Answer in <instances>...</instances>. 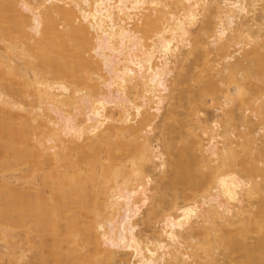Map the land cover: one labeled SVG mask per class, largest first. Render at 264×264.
<instances>
[{
    "label": "bare ground",
    "instance_id": "1",
    "mask_svg": "<svg viewBox=\"0 0 264 264\" xmlns=\"http://www.w3.org/2000/svg\"><path fill=\"white\" fill-rule=\"evenodd\" d=\"M0 264H264V0H0Z\"/></svg>",
    "mask_w": 264,
    "mask_h": 264
},
{
    "label": "rangeland",
    "instance_id": "2",
    "mask_svg": "<svg viewBox=\"0 0 264 264\" xmlns=\"http://www.w3.org/2000/svg\"><path fill=\"white\" fill-rule=\"evenodd\" d=\"M158 226V225H157ZM139 232V231H138ZM140 232H141V230H140ZM30 255V253L28 254V256ZM126 258V260L127 261H129L130 260V256H127V257H125Z\"/></svg>",
    "mask_w": 264,
    "mask_h": 264
}]
</instances>
